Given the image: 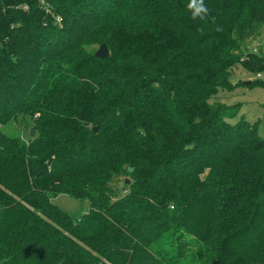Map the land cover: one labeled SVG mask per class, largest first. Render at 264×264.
I'll return each instance as SVG.
<instances>
[{
    "label": "trees",
    "instance_id": "16d2710c",
    "mask_svg": "<svg viewBox=\"0 0 264 264\" xmlns=\"http://www.w3.org/2000/svg\"><path fill=\"white\" fill-rule=\"evenodd\" d=\"M189 3L0 0V264H264V137L211 102L264 70V0Z\"/></svg>",
    "mask_w": 264,
    "mask_h": 264
},
{
    "label": "rangeland",
    "instance_id": "374dc122",
    "mask_svg": "<svg viewBox=\"0 0 264 264\" xmlns=\"http://www.w3.org/2000/svg\"><path fill=\"white\" fill-rule=\"evenodd\" d=\"M248 48L249 51L261 54L264 57V26L260 35L248 43ZM98 50L99 47H96V51ZM231 81L233 84H240V86L232 93L220 92L217 96L213 97L211 102H220L226 105H240V114L236 118L230 119L229 122L236 124L242 117L251 123L257 122L259 134L264 137V70L253 74L246 71L241 65H238L233 69ZM253 81H259L261 84L253 87L248 86V83ZM33 127V123L28 119L20 123L13 121L3 126L1 130L10 138H20L24 141H29ZM116 187L122 188L123 183L120 181ZM121 194H123V190ZM54 203L61 210L78 219L90 210V203L88 201H79L68 195L58 196L54 200Z\"/></svg>",
    "mask_w": 264,
    "mask_h": 264
},
{
    "label": "clouds",
    "instance_id": "9594fccd",
    "mask_svg": "<svg viewBox=\"0 0 264 264\" xmlns=\"http://www.w3.org/2000/svg\"><path fill=\"white\" fill-rule=\"evenodd\" d=\"M188 9L192 12L193 19L199 17L201 20H204L208 15V9L204 5V0H190Z\"/></svg>",
    "mask_w": 264,
    "mask_h": 264
},
{
    "label": "water",
    "instance_id": "95a60500",
    "mask_svg": "<svg viewBox=\"0 0 264 264\" xmlns=\"http://www.w3.org/2000/svg\"><path fill=\"white\" fill-rule=\"evenodd\" d=\"M96 57L99 58V59H107L110 57V51H109V48L107 47V45H102L99 50L96 52ZM250 83H248L249 85ZM97 129H94V132H96ZM36 132H37V126H34L32 128V131H31V138H34L35 135H36ZM130 182L127 181V184H129Z\"/></svg>",
    "mask_w": 264,
    "mask_h": 264
}]
</instances>
